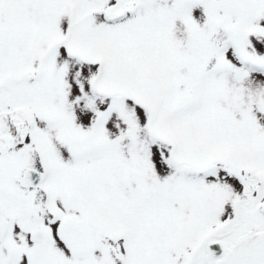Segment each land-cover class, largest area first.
<instances>
[{"label":"snow or ice","instance_id":"obj_1","mask_svg":"<svg viewBox=\"0 0 264 264\" xmlns=\"http://www.w3.org/2000/svg\"><path fill=\"white\" fill-rule=\"evenodd\" d=\"M0 264H264V0H0Z\"/></svg>","mask_w":264,"mask_h":264}]
</instances>
